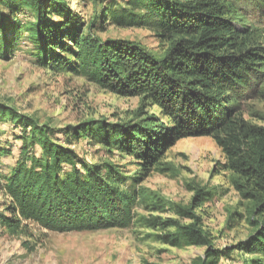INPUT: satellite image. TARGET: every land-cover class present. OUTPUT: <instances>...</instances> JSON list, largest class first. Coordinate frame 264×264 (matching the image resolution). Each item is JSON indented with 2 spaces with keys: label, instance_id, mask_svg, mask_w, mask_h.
Masks as SVG:
<instances>
[{
  "label": "trees",
  "instance_id": "16d2710c",
  "mask_svg": "<svg viewBox=\"0 0 264 264\" xmlns=\"http://www.w3.org/2000/svg\"><path fill=\"white\" fill-rule=\"evenodd\" d=\"M109 6L98 18L154 27L168 43L163 53L91 34L99 19L87 28L67 0H0V56L8 58L28 40L44 66L64 67L121 96H139L158 105L168 121L150 114L136 123L89 119L58 127L0 100V172L8 169L0 178V229L18 232L24 220L60 232L127 227L137 192L123 185L126 176L116 163L91 161L73 143L124 150L147 171L178 139L210 136L238 176L236 190L253 204L254 230L234 245L215 246L194 211L207 199L201 189L190 204L173 205L177 217L156 216L152 226L163 230L158 238L169 245H204L196 264H231L236 248L250 255L242 264H264V125L243 115L247 100L264 95V44L251 20L255 14L264 26V0Z\"/></svg>",
  "mask_w": 264,
  "mask_h": 264
},
{
  "label": "rangeland",
  "instance_id": "374dc122",
  "mask_svg": "<svg viewBox=\"0 0 264 264\" xmlns=\"http://www.w3.org/2000/svg\"><path fill=\"white\" fill-rule=\"evenodd\" d=\"M67 1L73 11L81 14L88 28L92 19L98 18V14L101 17L104 7L108 9L113 4L117 8L129 0ZM98 19L89 32L101 39H130L156 55H161L168 44L154 27L124 26L111 18ZM251 20L264 44L260 18L253 14ZM0 100L58 127L89 119L136 123L150 114L168 121L158 105L142 102L139 96H121L64 67L44 66L28 40H23L8 58L0 56ZM243 115L253 123L264 125V95L247 100ZM4 135H0L1 141ZM94 143L93 150L85 149L82 141L73 146L91 161L106 159L119 166L126 176L123 185L138 194L131 224L60 232L24 220L23 230L18 232L0 229V264H196L204 256V245L164 243L158 238L163 230L152 226L151 221L156 216L177 217L173 205L190 204L198 189L207 194V199L194 211L201 218L199 224L210 232L215 246L234 245L254 230L253 204L236 190L233 181L238 176L226 167L225 156L212 137L178 139L147 171L132 154L114 147L112 152L103 150L102 143ZM13 147L16 152L18 146ZM7 171L0 172L1 179ZM3 199L0 192V205ZM249 257L236 248L230 263L242 264V259Z\"/></svg>",
  "mask_w": 264,
  "mask_h": 264
}]
</instances>
